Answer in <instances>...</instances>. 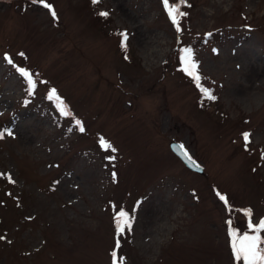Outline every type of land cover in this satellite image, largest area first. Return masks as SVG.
<instances>
[{"label": "rangeland", "instance_id": "374dc122", "mask_svg": "<svg viewBox=\"0 0 264 264\" xmlns=\"http://www.w3.org/2000/svg\"><path fill=\"white\" fill-rule=\"evenodd\" d=\"M46 2L0 0V264H237L229 220L264 218V0H186L180 31L162 0Z\"/></svg>", "mask_w": 264, "mask_h": 264}, {"label": "snow or ice", "instance_id": "6c2138e0", "mask_svg": "<svg viewBox=\"0 0 264 264\" xmlns=\"http://www.w3.org/2000/svg\"><path fill=\"white\" fill-rule=\"evenodd\" d=\"M33 4H40L42 7L47 9L50 14L53 16V18L56 17V12L54 10V7L47 3L46 0H31ZM98 0H93V3H97ZM162 3L165 6V9L172 20L173 24L177 26V31H180L179 28V18L186 15V13L181 12L180 8L186 4V0H179L178 3H170V0H162ZM101 16L106 17L108 15L107 12L100 13ZM122 36V47H126V41H127V33H121ZM21 55H23L21 53ZM8 63H12L10 58H7ZM181 61L183 64L182 70L186 72L192 79L196 82L197 87L200 89L201 93L210 100H215L216 97L212 94L210 89L204 88L200 84L201 77L198 72V64L193 59V51L191 48H184L183 49V55L181 56ZM22 76L26 77L29 83L30 87H34L35 81L32 79V74L29 73L27 70L21 68L19 69ZM52 97L56 96L55 89L52 90L51 93ZM51 98V97H50ZM59 105H60V111L63 115L67 116L70 115L69 111L66 109V107L63 105V101L59 100V97H56ZM77 125H80V121H76ZM80 131L83 132L84 128L81 126ZM11 132H8V135H11ZM3 137V133H0V138ZM250 133H243V138L245 140V144L247 145L250 140ZM100 144L104 148H112V145L106 141L105 139L101 138ZM181 150L183 151V155L185 159L193 164L195 166V162L192 160L191 156L188 154L186 150L183 149V145H180ZM113 151H115L114 148H112ZM8 179L10 182H14L11 180V177L9 176ZM219 198L224 201V203L227 205V199L225 196L217 194ZM245 215L248 217H251V210H245ZM116 228L118 233H123L125 230V227L128 229L131 228V220L132 218L123 210H120L117 213L116 216ZM231 224V222H229ZM247 231H244L243 233L239 232L236 229L230 230V238H231V249L233 253L234 260L237 262V264H264V236L261 235V233H264V218H262L258 224H254L251 219L248 221L247 225ZM2 239V237H0ZM117 248H119V240H117ZM113 257V264H123L124 258L120 257L119 261L117 259V251L114 250L111 253Z\"/></svg>", "mask_w": 264, "mask_h": 264}, {"label": "water", "instance_id": "95a60500", "mask_svg": "<svg viewBox=\"0 0 264 264\" xmlns=\"http://www.w3.org/2000/svg\"><path fill=\"white\" fill-rule=\"evenodd\" d=\"M170 146H171V149L186 163V165L190 168V169H192V170H194V171H196V172H198V173H203L204 172V170H203V167L200 165V164H198L192 157V160L195 162V166L193 165V164H191V163H189L186 159H185V157H184V155H183V151L181 150V148H180V144L178 143V142H171V144H170ZM184 149V148H183ZM185 150V149H184ZM189 154V153H188ZM229 222H231V224H230V230L232 229V220H229Z\"/></svg>", "mask_w": 264, "mask_h": 264}]
</instances>
